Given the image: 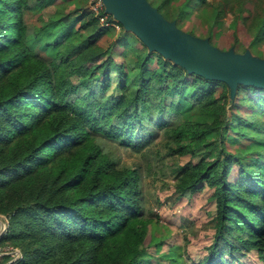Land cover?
<instances>
[{
  "label": "trees",
  "instance_id": "trees-1",
  "mask_svg": "<svg viewBox=\"0 0 264 264\" xmlns=\"http://www.w3.org/2000/svg\"><path fill=\"white\" fill-rule=\"evenodd\" d=\"M74 1L78 6L73 11L56 9L46 15L47 0H0V213L8 220L0 250L20 249V259L12 264H143L141 254L152 218L141 213L140 166L122 164L107 141L139 144L135 138L140 136L137 130L145 127L141 104L147 102L149 87L163 96H182L193 87L186 99H195L213 120L177 125L171 132L189 141H177L170 149L196 155L220 144L212 157L176 164L173 170L174 188L180 194L201 182L214 188V236L197 264L235 263L253 249L264 263L260 153L245 154L240 143L231 147L223 137L218 143L206 136L215 130L230 136L235 124L239 131L246 124L259 129L250 116L257 102L264 106V88L238 85L229 112L219 96L229 91L225 82L188 72L162 54L148 52L133 66L138 70L136 87L107 96L111 64L116 61L107 49L114 43L106 47L100 43L107 30L99 27L98 16L86 7L89 0ZM183 1L194 8L206 0ZM263 2L211 3L218 18L234 21L228 26L232 43L227 50L240 53L247 48L238 42L246 26L243 35L249 41H264ZM37 7L40 10L32 12ZM183 17L182 13L175 19L180 23ZM58 22L75 28L81 38L63 42L55 58L47 60L26 43L27 32L49 30ZM62 41L59 37L55 44ZM81 88L84 92L79 94ZM245 105L249 107L243 118L237 109ZM172 108L177 111L179 102ZM234 163L238 175L231 180ZM9 259L11 255H0V264Z\"/></svg>",
  "mask_w": 264,
  "mask_h": 264
},
{
  "label": "rangeland",
  "instance_id": "rangeland-1",
  "mask_svg": "<svg viewBox=\"0 0 264 264\" xmlns=\"http://www.w3.org/2000/svg\"><path fill=\"white\" fill-rule=\"evenodd\" d=\"M36 1L30 0V3ZM148 1L167 20L173 21L179 29L203 39L209 37L211 42L207 41L222 50H227L231 45L232 35L228 26L234 24V21L231 17L225 19L217 17V7L211 4L216 0H206L205 3H199L194 8H191L189 3L183 0ZM45 5H47L44 9L46 15L53 13V10L56 9H61L64 13L70 12L78 6L74 0H47ZM94 5L95 0H89L86 7L96 15ZM40 8L37 7L32 12L36 13ZM98 8L102 9L100 14L106 16V20L102 21L100 15H96L98 16V25L107 30V35L101 38L100 43L105 47L114 43L112 49L111 45L107 49V53H111L116 60L111 64V82L105 95H117L136 87L138 70L133 68L136 60L144 57L148 52L155 54L157 51L150 49L120 17L105 12L104 3L99 4ZM182 13L184 17L179 23L175 18ZM62 23L58 22L49 30L44 29L36 34L30 28L27 32L26 43L33 46L47 60L55 58L58 50L63 47V42L72 43L81 38L75 28L71 29L70 25ZM247 32L248 26L239 32L238 42L247 46L240 53H249L251 56L264 58V41H249V37L243 35ZM59 37H62L63 41L55 44ZM165 58L172 61L167 57ZM122 65L125 66L124 72L118 70V67ZM226 85L229 91L225 92L224 96L223 94L219 96L226 100L227 109L230 112L235 106L236 93L232 95L229 85L227 83ZM192 91L193 87H188L182 96H173L171 93L163 96L164 93L161 94V92L149 87L146 90L147 102L141 104L145 127L144 130H137L140 136L135 138V142H139V144L126 146L118 140L112 142L109 139L107 141V147H111L114 156L120 157L122 164L140 166V191L143 196L141 213L152 218L144 239L146 249L141 254L143 264H197L206 256L208 246L213 240L216 214V203L213 197L214 188L207 182H201L193 191H187L183 194L175 191L174 188L175 173L173 170L176 164L196 163L205 156L212 157L215 150L220 147L218 144L211 152H200L196 155L179 154L170 149L175 147L177 141L181 143H188L189 141L187 138L178 139L171 132L177 125L188 121L206 122L213 120V115L202 112V106L195 99H186V96H189ZM79 92L82 94L84 90L81 88ZM176 101L179 102L177 111L172 108ZM259 105L260 102H257L256 111L250 116V119L254 123L256 122L255 125L259 129L246 124L243 131H239L238 124H235L231 126L234 133L230 136L223 131V136L219 135V130L210 131L206 136L217 138L218 143L219 138L223 137L225 141L231 144V147L240 143L244 145L241 150L245 154L259 151L260 154L257 157L259 158L258 171L264 174V106ZM248 107L249 105H245L237 109L238 115L245 118ZM232 116L237 120L240 119L236 114H232ZM237 165L234 163L229 177L231 180L238 175ZM250 166L255 168L254 165ZM7 226V216L0 213V230H3V232L0 231V235L6 231ZM2 254L11 255V259L4 264H12L17 261L14 260L16 256L20 259L21 251L18 247L7 246L0 250V255ZM230 264L264 263L259 258L258 251L253 249L241 256V261Z\"/></svg>",
  "mask_w": 264,
  "mask_h": 264
},
{
  "label": "water",
  "instance_id": "water-1",
  "mask_svg": "<svg viewBox=\"0 0 264 264\" xmlns=\"http://www.w3.org/2000/svg\"><path fill=\"white\" fill-rule=\"evenodd\" d=\"M105 12L120 17L150 49L188 72L225 82L232 95L238 85L264 88V58L222 50L179 29L148 0H102Z\"/></svg>",
  "mask_w": 264,
  "mask_h": 264
},
{
  "label": "built area",
  "instance_id": "built-area-1",
  "mask_svg": "<svg viewBox=\"0 0 264 264\" xmlns=\"http://www.w3.org/2000/svg\"><path fill=\"white\" fill-rule=\"evenodd\" d=\"M101 3H103V1L102 0H95V5H94V9H95V11H96V15H100L99 17H100V19L102 20V21H104V20H106V16H104V15H101L100 14V11L102 10V9H100V8H98V5L99 4H101ZM104 11H105V9H104ZM106 24H108V22L106 21ZM1 232H3V230H0ZM19 257H21V255L19 256ZM17 258V256L15 257V259L14 260H17L16 259ZM11 261V260H10Z\"/></svg>",
  "mask_w": 264,
  "mask_h": 264
}]
</instances>
